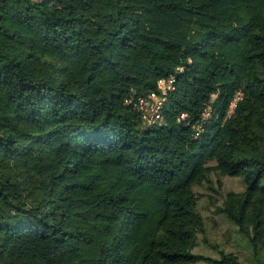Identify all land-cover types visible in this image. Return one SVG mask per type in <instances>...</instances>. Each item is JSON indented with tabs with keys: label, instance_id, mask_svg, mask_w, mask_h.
<instances>
[{
	"label": "trees",
	"instance_id": "trees-1",
	"mask_svg": "<svg viewBox=\"0 0 264 264\" xmlns=\"http://www.w3.org/2000/svg\"><path fill=\"white\" fill-rule=\"evenodd\" d=\"M147 1L177 37L141 39L125 1L0 0V264H264V0ZM135 46L148 73L126 71ZM173 75L146 125L126 82ZM214 174L245 187L217 209L248 256L205 239Z\"/></svg>",
	"mask_w": 264,
	"mask_h": 264
},
{
	"label": "rangeland",
	"instance_id": "rangeland-1",
	"mask_svg": "<svg viewBox=\"0 0 264 264\" xmlns=\"http://www.w3.org/2000/svg\"><path fill=\"white\" fill-rule=\"evenodd\" d=\"M47 1V0H40ZM109 5L125 1L132 5L143 17L144 28L141 39L151 41V36L162 32L169 38L177 37L180 31V24L171 12L158 14L151 9L147 0H104ZM126 71L130 75L144 74L149 72V59L146 52L138 47H133L129 56L123 58ZM62 78L76 92H80L84 87V77L81 69H74L72 72L63 74ZM131 91V97H135L136 84L133 80L126 82ZM129 96V97H130ZM222 184V187L219 185ZM245 189L242 180L239 178L220 177L217 174L212 176L210 182L197 191L203 193L205 197L200 201L199 210L205 218L207 237L205 238L213 247L223 248L228 251L241 253L248 256L249 250L246 249L245 240L236 232L235 227L222 216L217 209V205L228 191H243ZM200 251L206 254H215L216 250L204 244Z\"/></svg>",
	"mask_w": 264,
	"mask_h": 264
},
{
	"label": "built area",
	"instance_id": "built-area-1",
	"mask_svg": "<svg viewBox=\"0 0 264 264\" xmlns=\"http://www.w3.org/2000/svg\"><path fill=\"white\" fill-rule=\"evenodd\" d=\"M179 71H184L183 68H178ZM157 91L150 92L146 95H136L135 97H128L126 103L132 105L134 109L139 111L142 120L146 125H152L162 118L163 109L165 107L167 97L170 92L176 88V77L173 75L168 78H160L157 82ZM236 106V103H232V109ZM206 118L210 117V108L204 111ZM185 115L181 116V119L185 118Z\"/></svg>",
	"mask_w": 264,
	"mask_h": 264
}]
</instances>
